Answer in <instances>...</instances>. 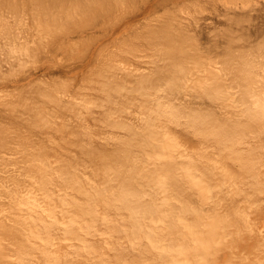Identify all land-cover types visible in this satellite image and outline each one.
Segmentation results:
<instances>
[{
    "label": "bare ground",
    "instance_id": "obj_1",
    "mask_svg": "<svg viewBox=\"0 0 264 264\" xmlns=\"http://www.w3.org/2000/svg\"><path fill=\"white\" fill-rule=\"evenodd\" d=\"M119 1L123 3V0H29V2H31L29 3V6H31L32 4V6L34 7L31 8V11L34 12L33 17L36 16L39 20L38 23L40 24L39 29H37L40 33V36L37 37L38 36L37 34H39L37 31H36L37 33L36 32L31 33V35L36 34L35 37L36 39L34 40L32 39L33 41L30 43L31 40L29 39L28 36L30 35L29 33L31 31H25L27 27L23 26L21 27L22 31L21 30L19 31L21 33H24L23 31H25V35L19 33L17 36L18 31H16L17 33L14 32L17 25L19 24L18 22L20 17L18 16L21 15V17H23L22 19L28 17V15L30 14L29 13L30 7L24 5V3L26 2H23L22 0L23 5L29 8V9L26 8L29 10L28 11L29 14L24 12V10H26L25 7L23 8L24 10L21 9V11H23L26 14V16H22L24 13L21 14V12L19 11V7L21 6L20 8H22V3L20 2V0H11V1L7 0V2L6 0L5 2L4 0H0L1 12L3 13L5 11L7 12L9 11V13L7 12L5 13H7V15L9 14L8 15L9 20L10 21L12 20L15 25L14 26L12 23L8 24L10 21L5 22V18L8 19V17L6 16L5 13H3L5 16L4 15L2 16V13L0 12L1 13L0 16H2V18L0 17V74L1 75L6 74L5 71H7L9 67V70L7 72H11V74L13 73L15 75L20 67L18 66V64L20 65L22 63L23 65L24 63L25 66V63L27 61L30 62L29 60H31L32 62L33 59L35 61V57L36 56H37L36 58L39 57L38 55H40L39 54L40 51L50 52L47 50L52 44L56 43V39L59 37L58 34H61L60 38L62 37L67 38L69 36L68 32L70 31V29L64 33L65 31V29L63 28L64 24L67 25L65 22L67 21L68 23L69 21L75 22V23L71 22L73 25L75 24L74 26H77L74 28H78L79 26L82 27V25L85 26L83 22H86L88 19L92 20V22L93 21L96 22L95 20L98 18L97 15L102 16V13L105 14L108 10L110 12H113L120 3ZM129 1L133 3L132 1L134 0L132 1L128 0V4L130 3ZM161 1L162 0H155V1L149 0L147 3L144 4V9L146 11H149L154 8V5L156 3L158 4V2L160 3ZM135 2L136 0L134 1V3ZM122 3H121V7H122ZM124 3L127 4V2ZM3 5L4 7H6L5 5H7L6 8L8 9H3L4 8ZM114 5L116 8L114 7L113 11L110 10L111 7H113ZM1 7L3 8L1 9ZM229 9L232 10L231 13L233 14H235L237 11L236 6H231L229 7ZM10 12L11 14H13L14 18L10 17L12 16L10 15ZM18 12L20 13V15ZM96 13L99 14L96 15ZM224 14L226 15L225 18L227 19V17H229V20L231 21L232 20L237 21L236 19H238L237 15L230 16L229 14H227V12H225ZM126 16L128 15H125L124 17ZM160 16L162 17L164 15L162 14ZM160 16L158 17V19H161ZM175 16L173 14L170 15V17L173 19ZM233 16L234 18L236 17V19H234ZM165 18L164 21L162 20L163 22H166L169 16H165ZM75 19L78 20L74 21ZM171 20L172 19H170V21ZM27 21H25V23ZM30 21L27 23H30ZM177 21L179 22V20ZM195 21L194 23L197 24V22ZM156 22H159L161 28H159L157 26L158 24L156 23L155 25L158 28L153 26L154 23H152L151 26L155 27L157 30L156 29L154 30L153 27L150 30L151 26L149 25L150 28L149 27L146 28L147 30L144 33V34L150 33L148 31H151V33L148 34L151 36V40H149L150 36L146 38L145 37L146 35L141 36L142 39L144 37L143 41L141 40L140 37H139L140 40L138 38L137 39L139 41H142L141 44H144L145 42L147 43L148 41H151L152 43L153 41L152 44L154 45L152 44L150 45L151 47L154 46L156 50L155 49L152 50L153 48L150 49L151 47L149 48L150 45H148L149 48L148 51L152 50L158 53V56L160 58L158 57L157 61L160 60L161 63L156 64L157 61H155L153 57L156 58L157 56L155 55L157 54H152L154 52L150 53L151 52L150 51L149 53L151 54V57L152 55H154L152 57L153 60H151L153 61L151 63L153 64L152 67L151 68L149 67V69H146L145 67L144 70L146 72H143V70H141V73H139L140 70L138 69H140L142 65L140 68L138 67L137 69L134 67L132 71L135 70V74H137V78L135 75H134L135 77L131 76V78L129 75H128L129 77H126L128 79L130 78V80L135 78L138 79V80L135 79L136 81L135 84L134 82L132 83V81H129V83L131 82L132 84H134L135 88L132 86L134 89L137 90L138 88V91H140L139 94L138 91L136 90L134 91V89L130 85L131 89H133L132 91L135 92L133 94L138 93L139 95L141 94L145 95V93L147 94L150 93V95L148 94V97H146L145 99L147 100V98L149 99L150 97L151 100V95L152 97L153 95H155L154 97L156 98L155 101L153 100L152 103H151L152 100L147 102L146 100H143L144 96L141 97L142 96L141 95L140 97L142 98V101H146L145 103H147L146 104L147 106H145L142 103L144 107L147 108L144 107L142 109L140 108L142 110L141 111L140 109H138V107H141L140 106L141 102L138 101L139 96L136 95L137 96L136 98L138 99H136V102L135 100L133 102H135L137 108L135 107V105H133V102H130L129 104L130 105L132 104L131 105L132 111L128 113L126 109L128 110L129 108H131L128 105V100L133 95L129 86L128 87L125 86V89H123L124 87L123 81L128 73L129 74L131 73V75H133L134 72L128 71L127 68H124L127 70V73L121 70L119 72L120 75H118L117 77V74H119L117 72L120 69H122V67H120V69L118 68L119 70L117 69L116 64L115 66L111 67V68L116 67L117 72H115L116 71L115 68L112 69L113 71L110 70L107 71L106 69H111V68H108V66L104 67L109 63L110 60L113 61L112 57L118 55L123 50L125 51L126 43L127 45L129 44V46H127V49L130 48V45H132V48L136 50V48H134L136 47V44H134L135 46L133 47L134 42L132 44H130L131 41L126 42L127 40L126 39L127 37L125 36L126 34L123 35L124 37H126L125 38L126 40L122 41V44L124 43L125 45L118 46V49L119 48L121 49L122 47L124 49H122V51H119V53L116 52V54L112 56L110 60L106 62L105 65L101 66L105 68L107 73H109L108 74L109 76L111 73L112 74L116 73L113 74L114 78L112 77L111 80V77H106L107 76L105 75L107 74L106 71H104L103 74L104 77H101L102 73L101 74L99 73L100 71H103L102 70L103 68L98 67V70L99 68L100 70L99 72H97L98 74L97 73L96 74L101 76L100 77L96 76L95 77L96 80H93L95 76L94 72L95 70L97 71V67H95L96 69H94L93 72L94 76H92V80L95 81V83L93 82L94 85L97 84L96 81H98V84L101 82L100 90L95 89L94 91H99V92L101 91L102 95L101 97L98 96V98H97V94L100 95V93L96 92V94H92V95H94V97H96L97 99H100V101L101 98L103 100L101 102L97 100L98 101V104L96 102L97 105L91 102V101L95 102L96 100H91V101L88 100L90 99L89 98L90 96L93 99H95L91 95V91H93L92 89H94L90 87L92 81H90L89 84L90 88L87 86L89 89L85 87V90L87 89L88 91L87 90L86 91L89 92L90 95L89 93L86 92L88 95L84 93L85 94L84 98L83 99L80 98L83 101L84 99L85 101L88 100L85 103L90 102V104L92 103L93 107L95 106V109L99 107V112L101 111L100 114L98 115V116L101 115L100 117L96 115V117H98L100 121L97 118H95V112H93L94 117H92L93 115L89 116L91 117V119L93 118V120L94 119L98 120V121L96 120L97 123L95 120L94 121L91 120L90 124L94 122L92 127H94L95 123H96L95 128H97V126L101 127L100 122L101 121L103 122L104 118L106 120V122H103L104 128L107 127L105 123L111 126V128L108 127L107 130L110 128L109 130L111 131L114 129V127H116V130L115 129L113 130V132L114 131L116 132L115 133L116 135L114 134L115 137L114 135L111 136L112 137L111 139H113V137L115 138V142H113L114 140L112 141L115 144L110 143L111 145H109V142H107L108 140H111L110 136L108 135L113 134V132L110 134V132H108L109 130L105 131L102 128H100L102 129L100 133L102 131H103L102 133L108 132L109 133V134L107 133L108 135L106 133L104 134L107 135V137L106 136L105 137L108 140L107 139L104 140L105 137L104 135H102V133L101 134L95 133L94 131L96 130L92 131V133L94 132L95 134L99 135L98 139L100 141L103 139L101 141V144L103 141L104 142L106 141L105 143L103 142V144L101 145L99 143L100 141L96 140L94 142H98V143L93 144V140H92L93 138L90 139L87 138V140L85 139L84 141L90 140L92 142L84 143L83 136L86 135L84 133L87 131L86 133H88L89 135L88 131H90V129L88 130L89 127L87 128L86 123L84 122L86 119L84 120V117L83 119H81V116L79 117V115H81L80 113L82 109H79V111H77L78 109L77 110L75 109L80 107L77 106V103L79 102L75 101L72 98H70V100L72 99L71 100L72 103H74L73 102L74 100L75 101L74 104L77 107L74 106V104H72L70 100H68L69 102H67L65 99L66 101L65 103L66 104L68 103L66 105V108L68 109V106L72 107V105L74 108L71 110L72 112H70L69 114L71 113L73 114L74 113L73 110H75V113L76 112H80V113H77V115L74 114V116L76 115V117L74 118L73 115L71 117V115H68L67 112L66 115L67 118L66 117L65 118L66 120L71 121V123L74 119L77 118L81 119L80 123L77 120L76 122L74 120L75 122L74 124L76 125V123H78L79 125L77 124L75 128L74 127L71 128L74 129L72 130V132L74 131V134L77 133L76 136L78 137V139L77 138L75 139V136H72L73 133L70 131L71 129H68L66 127L67 126L66 122L64 125L66 128L63 129L64 126H62V124H64L63 122L65 121L64 120L65 118L62 119L61 124L60 123L57 124V121L55 120L56 123L54 124H57L58 126L55 125L56 128L53 129L54 125L53 126L51 125L53 121L50 118L51 117L50 115L52 114H49L50 116L49 117L48 115L43 114L42 111H47L46 109L49 107L48 105H52L53 107L54 104L56 106L59 105V107L61 108L60 105H62L64 99L62 98V95H60L61 96L60 98L63 99L60 100V98L58 97L59 95L56 96L55 94L58 93L59 91H56L54 93L55 95H53L54 92L53 89L51 90L50 88H48L50 89L49 92L47 86L43 88L44 85L40 84L42 80L40 82L38 81L39 82L38 84L41 85V88L38 87L36 83L35 85L38 88H36L35 86H31V87L33 89L36 88V90L40 88L41 91L42 89H44L43 90L44 95L43 92L40 93L38 92L40 91V89L38 91L31 89V91L27 92V90L31 88L30 87L31 84L27 86L29 87L28 89L23 88L24 86L20 87L21 89L22 88L23 89L22 90L19 89V91L20 90L23 91L25 89L24 90L25 92L23 91L24 94L22 96H20V94H22L23 92H19L20 94L17 93L19 95L18 97H20L19 100L22 99L20 102L23 103L21 104L19 102L22 108L18 106L19 105V103L17 102L19 101L17 100L18 98L17 99L14 98L17 100L15 101L18 103V105L17 103L16 105H14L15 103H13V105L11 106H18L19 108H21L22 111L16 110L17 108L15 107L16 108L15 111L16 112L19 111V112L17 113L14 112L13 113L14 115L12 114L13 116L10 117V119H12L11 121L18 119L17 117H15V114H17L18 116L20 112L21 114L19 115H22V117H25V115L23 116V114L26 113L27 119L18 116L20 117V120L19 119L18 120L22 121L21 118L23 120L25 119L24 120L25 123L27 122L28 125L32 126V127L26 126V128L33 129V126L39 122H41V124L44 126L46 123L48 124L47 122L48 120L51 121L50 125L52 126V130L51 131L48 130V132L50 133H48L46 130V128H49V126L48 127L47 125L46 127L44 126L45 131L48 133L47 139L49 140L51 136L53 137V135H49V134H53L52 131L57 129L58 132H60L59 134L60 135L62 134L61 135L62 137L64 134V137H66V139H69L68 140L69 142L70 141H73V143L75 142L74 144L76 146H73L74 145L73 143H72L73 145L69 143L68 147L72 145L73 151L74 148L76 147V150L78 149L80 152L77 151L75 152L79 153L78 156L80 155V157H77V154L75 155V152H73L72 149H70V151L72 152L71 153L67 152L68 153L66 154L67 156L64 157L65 151H69L68 150L69 148L67 149V145L66 147H63L64 153L62 155L65 159L63 157H62L63 159L62 158L60 159L59 157L48 158V156L51 154L53 150L48 151L50 152L49 154H47L48 156L44 155L43 152L40 153L41 151L31 154L34 149L36 150L35 147L36 144L35 143L33 144L36 138L33 137L35 139L33 142L31 141L32 145H34L33 146L34 148L30 146L31 143L29 142L32 137L29 138L30 140L27 139L28 141L24 139L27 144L29 142V146L31 147V150L33 149L32 152H30V147L26 146L27 144L22 140L23 144L25 143L26 144L25 146L29 148L28 151L29 153L26 151L28 149H26L25 146H23V144L22 146L24 147V149L23 147L20 148L21 145L20 147L17 148L20 149V151L23 150L26 151V153L30 156V157L28 156L29 158L28 161L30 162L29 165L30 172L28 176H29V181L31 182V186L32 188H34V190L32 193L26 192L25 194L22 195L20 199L21 201L18 203V205L20 206L18 210L21 211L19 215L10 218L7 212L4 215V219L0 220V264H264V229L262 228L259 229L256 223L253 222V220H251V213L253 214V212H254V216L256 215V217L258 215L260 217L262 213L264 214L263 207H261L264 206V204L262 205L259 204V201L261 202L260 196L264 195V142L262 143V141L264 140V95H263L264 49L262 48V45L264 44L258 46L259 44H261V42L260 43L258 42L257 44L255 43L256 45L253 44L255 45L254 47L253 45L248 46V48L251 47L250 49L253 51H251L245 46L243 47V49H245L243 51L242 49H238L240 48L239 45L237 46L239 39L236 37V40H234L235 38L232 36L231 31H230L231 37H229L230 36L229 33L225 32L226 33L225 37L228 36L231 39H228V37H226L227 42H225L226 40L223 41V43L224 42L226 43V44L224 43V46L228 48L231 46L232 42L233 43L235 42L236 44H234V46L236 45L237 47L235 46L236 48L235 47L233 48L237 50L233 48L226 49L221 44L223 47L222 46L220 47L222 49L225 48L226 54H224L223 52L221 53L220 51L221 49L219 48L220 49L219 52L221 55L219 54L217 55L219 56L217 57V60L221 62V64L218 66L219 63H216L217 64L216 66L218 67L213 68V69H217L215 74L212 73L213 71L211 72H209V70L207 71L208 74H213L210 76V75H206L207 73L206 70L201 71V69L200 70L198 69V71H196V69L194 68L191 69L190 66L186 70L187 64H185V62L187 60H188L187 61L188 64L189 63L191 64L193 63V61L197 63L196 60L201 59L200 58L201 56L197 57L196 60L194 56L192 57V53L195 52L193 50H196L195 49L196 46H193L191 44L192 41L194 42L193 39L194 37H191L192 38L191 42H189L191 32L189 33L190 34L189 38H187L188 34L186 32H184L187 34L186 36L183 32L182 33L180 32L181 34L179 33L176 34V31L180 27L182 28V31L187 30L188 28L183 30L184 27H182V24L179 28L177 26L178 24L177 25L174 24L177 26L178 29L174 28V25L172 24L174 22L176 23V21L174 20L171 21L172 23H170L171 25H173L172 26L173 30L170 29L171 25H169V23L167 22L166 23L169 26H167L166 24L165 26H161L163 25L161 20L159 21L156 20ZM38 23L36 25H38ZM10 25L11 26L13 25L15 28L12 27L13 28L12 29ZM92 26L94 25H91V27ZM184 26L186 27V25ZM34 27L35 25H33L32 29H34ZM162 27L164 29H162ZM22 28L25 29L23 30ZM57 30H62L60 33L58 32L57 34L58 36L56 35ZM174 30L175 32H172ZM42 32L44 33L43 35H41ZM245 32H247V30ZM245 32L243 31V33ZM45 34L46 36H48L46 38L48 41H46V43L44 44L43 38L41 36H44ZM245 34L246 36L247 34L249 35L248 32ZM223 36L224 34H222L221 38H223ZM244 36H245L244 34L243 35L241 34L242 38ZM20 38L22 40H20ZM221 38H220L221 41L225 39V38L223 39ZM146 39L147 41H145ZM186 39L188 40V43L185 41ZM195 41L198 40L195 39ZM229 42L230 45H228ZM119 43L121 44V41H119ZM189 43L191 44L190 45L191 49L190 47L188 48L186 46ZM196 43L194 45L198 44ZM66 44H69V41H67ZM218 46L219 45H215L214 48L215 47L218 48ZM198 47L199 48H197V50L200 49V46ZM260 47L262 48L263 51H257V50H261L259 49ZM132 48H130L129 51L126 49L127 50L126 53L123 52L121 54L125 56V58H128L127 56L128 55L130 56V54L131 56L136 55L138 58V56L140 55L139 51H141L142 56L144 55L143 54L144 51L142 50L143 48L141 49V47H139L141 50H138V52H134V53L131 51L133 50ZM202 49L201 51H203ZM247 49L248 52H246ZM239 50L241 52H236ZM207 51L209 52L208 49ZM213 51L219 53L216 50V48ZM249 51H251L252 53H250ZM34 53L37 54L35 55ZM109 53L110 52H108V54ZM149 53L146 54L149 55ZM32 54L33 56H31ZM121 54H119L121 58L118 55L119 58L125 61L126 59H122ZM22 55L23 56L27 55L26 59L27 58L30 59L24 61L25 59L22 58L23 57ZM131 56L130 59L133 57ZM142 56L139 57V60H141L140 58H143ZM107 57H109V55ZM107 57H105V59ZM144 57L148 58L149 56H144ZM215 57L216 55L214 56V58ZM256 57L258 58L260 57L261 59L260 58L259 59L261 61H259V59H257ZM21 58L23 61H20ZM218 58H222V59L219 60ZM120 59L119 60L114 59L115 60L114 62L120 61L122 62L123 65L127 64L126 62L124 63V61H121ZM145 62L147 63V60ZM202 62L204 63V60H202ZM14 63L15 64L17 63L16 64V66H18L17 70H15L16 68L14 67L15 66ZM5 64H7L8 66L7 69L4 71L2 70V68ZM203 65H206V61L205 64ZM209 65H211V63ZM10 66L12 67L10 68ZM96 66L99 65L96 64ZM131 66L133 65L131 64ZM148 66H151L150 63ZM12 68L15 71H13ZM22 69L23 68H21V70ZM192 70L196 71L197 73L195 74L194 71ZM2 71L4 73H2ZM136 71L139 74L136 73ZM121 73L123 74L126 73V75H122ZM11 74H9V77ZM121 75L122 77L123 76L124 77L121 78ZM117 78L121 80L115 81L114 79ZM159 83H161L159 85L160 88L158 91L159 93L155 92L157 93V96L155 93L151 94L154 91L146 92L145 89H147L148 87H149L148 89L151 91L152 89L150 88L153 89L155 87L158 88ZM53 84L52 87L56 83L54 85ZM127 84L128 82L126 83V85ZM94 85H92V87ZM54 87H53L54 90H56L57 87L56 86ZM58 89L59 88H57V90ZM128 89L130 92L128 91ZM232 89L234 91H231ZM14 90H16V88ZM156 90L157 89L155 88V91ZM51 91L53 92L51 93ZM116 91L119 93L121 92L122 94L124 93L123 98H121V96H119L120 97L119 98L117 96L118 94L116 93ZM127 91L129 95H131L128 97V99L126 98L128 96V94L126 93ZM36 92L38 96L39 94L41 95V97L39 96L40 98L45 97L44 104L42 103L43 101L40 102V100H42L40 98H39L40 100L37 98L38 102L36 101L35 98L37 96V94H35ZM80 92L81 91H79V93ZM196 92L199 94H197ZM25 93L29 95L24 96ZM33 94H35L36 96H34ZM200 94L201 96H203L202 99L199 97ZM30 95H32L34 99L31 100ZM115 95L117 96L116 98L114 97ZM232 95H234L235 97H232ZM86 96H88L87 99L85 98ZM198 97L201 100L205 99L206 102L210 100L211 104L214 103L216 107L218 106V108L221 105L220 107L223 109L229 107V108H233V110L232 111L229 110V112L226 110L216 112L215 111L216 109L214 110L215 107H212L213 104L212 106L211 105L209 106L208 105L209 102L206 103L205 100H203L202 104L206 103L207 105L205 104L202 106V104L199 103L200 99ZM207 98L209 100H207ZM14 99L12 102H15ZM33 100H35L37 104ZM47 100L49 102H52V104L49 102L46 103ZM65 103L63 102L62 106H64ZM136 103H138L139 105H137ZM46 104L48 105L46 106ZM81 104L82 101H80L79 105ZM38 105L40 107L45 106V108L46 107L47 108L45 110L43 109L42 111H39L40 107H38ZM92 105L89 107H92ZM127 105L129 108H127ZM82 106L80 108H82ZM71 107L66 111H70ZM87 108L88 106L86 108L84 107L85 110H87ZM134 108L137 109L136 111L139 110L140 111V112L138 111L139 113L141 112L143 113L144 111H146L145 112L146 114L143 115V116L146 115L144 121H142L143 119H140L142 122V123L140 122L141 125H139L140 120L139 121L137 120V124H135L138 126H135L134 123L132 122L133 126L137 128H133L132 123L129 121L132 119L134 120V116L137 117L136 116L137 112L134 110ZM56 109L57 108H55V111H57ZM61 109H62L60 110L61 112L60 111L59 112L63 114L65 111L62 113L63 107ZM93 109L94 108H92V110ZM106 109H107L106 112L110 114L105 112ZM25 110L27 112L22 114V112H24ZM95 111H98V109ZM132 112L133 113L135 112V114H132ZM87 113L88 114L91 113L89 111V108L88 111L85 113V115ZM124 113L126 114L125 116L127 115L129 116V119L128 116L127 119L125 118ZM130 113L131 116L129 115ZM139 113L137 114L138 116L139 115L140 116L135 118L134 120L135 122L136 119L142 117V115ZM56 114H54V118ZM58 115L60 116V114ZM44 116L47 118L49 117L50 119L46 120ZM87 116L86 118L88 119L89 117ZM13 117H15V119ZM123 117L124 119H126V121L123 120ZM130 117L132 119H130ZM4 118H8V117L4 116ZM18 120L17 122H19ZM88 120H90V118ZM9 123L11 124V122ZM14 123H16V121ZM71 123L68 125L69 127ZM81 123L85 124L83 126L81 125L82 128L78 127L80 126ZM5 124H3V122L2 123L0 122V152L2 151L1 149L7 147L10 144L9 143L10 139L12 140L14 137L16 138V140H18V138L13 135H16V132L19 134V132L18 131L15 132L12 129H10L13 125L7 128L8 125ZM20 124L21 125L23 124V126L21 125L20 126L24 128L25 126L24 122L23 123L20 122ZM41 124H39V126L42 127ZM74 124L72 123L73 126ZM88 124L89 123H87V125ZM90 124L88 126H90ZM111 124L114 126L113 128ZM170 125L172 127L170 129L174 131L175 134L174 133L171 134L170 133L171 130L170 131H167L168 129L166 130V127L168 128L170 127ZM15 126L16 125H14V129ZM39 126L36 125L34 127H37L36 130H38L39 128L38 131L44 129L42 127V129L40 130L41 127ZM85 126H86L85 128L86 130H84L83 128ZM57 127H61V128L58 129ZM173 127L175 128V130H173L174 129ZM76 128H81L80 131L82 130V132L80 131L78 132L79 129L77 130ZM117 128L119 130H117ZM60 129L61 131H59ZM62 129L71 132L72 135L69 132L68 133L70 135L66 134L67 132L64 133ZM36 130H31V133H33L34 131V135H38ZM57 130L55 133L56 135L58 133ZM120 130L121 132L118 133L117 131ZM122 130L124 135H126L127 137L123 135ZM45 131H41L42 133L40 132L39 133L43 135ZM80 133L82 135V138L80 139L82 140H80L78 136V134L80 135ZM60 135H59L60 142L58 141V139L57 140L55 139L58 135L56 137L54 136L53 141L55 140L54 143L56 144L59 142L58 143L60 144L59 147H62L65 146V145L61 146V144L66 139L64 138V140L62 139L63 140L62 141ZM118 136L119 137L124 136V138L121 137L119 138ZM71 137H74V139ZM94 138H97V136H95ZM19 140H21V138ZM44 141H46V139ZM49 141L52 140L50 139ZM68 141H65L64 143L66 144ZM20 142L18 141L17 144H19ZM17 144H15V146ZM95 144H99V146ZM142 144L144 145V147L147 146L145 150L144 148L141 147ZM190 144H195V147L197 148L187 149ZM12 145H14V143ZM112 145L113 148L111 149ZM134 145H136L134 148H138L139 146L141 147V148L139 147L141 151L139 149L138 151L141 152L140 154L142 157H144L143 159L142 157L139 158L140 156L137 155L138 152L134 154L135 152L132 151V150L136 151V149L132 148V146ZM11 147L13 146H10L8 149H11ZM6 149L3 150L2 152L4 153ZM12 149H14V151ZM12 149L11 150L13 151V154H15L16 149L15 148ZM53 149H55L54 146ZM16 152L19 153V150H16ZM59 152H57V154ZM142 152H144V154ZM6 153L7 152H5V154ZM26 153L24 152L23 154L25 155ZM132 154H134L135 156ZM21 157L20 158L23 162H19L20 158L18 157V155L16 156V159H14V161L13 160H9V161H13L14 163L15 160L18 161L19 159L18 161L19 163L22 164L26 163L27 161H25V158L27 160V157L25 156L24 159H23V155ZM81 157L85 159L86 164L88 163L87 165L88 167H92L94 169L89 170L91 168H88L85 166V164H83L85 162L83 161L84 160L83 158L81 159ZM145 158L146 160H144ZM141 159L144 160L145 162H141L142 161ZM89 162H92L94 164V167L92 166L93 164H90ZM5 163L3 164V167H6ZM13 163L11 162V165H14ZM142 163L144 164V166H139L140 164L143 165ZM229 163L232 164V167H235V169L232 168L229 165ZM22 164L21 165L16 164V166L20 165L19 166L20 169L22 168L23 170L24 167H21L23 166ZM7 165L10 166V163ZM145 165L149 166V170L148 168H146ZM151 165H153L154 167L152 168ZM9 166H7V169L9 170V172H12L14 168L13 170L10 171V169L8 168ZM87 168L90 172L87 170ZM7 169H3V170L7 171ZM22 173L23 172L21 171L19 175L21 174L20 176H23ZM14 174L15 173H13L12 175ZM139 182H143L145 184L142 186L141 185L142 183L139 184ZM138 184L141 185L143 189L144 186L146 188L147 185L148 187L150 186V189L151 187L153 189L155 188V190L153 189L152 190L154 192L158 190L159 194H157L158 192L154 193L153 191H150V193L152 192L153 197H155L153 198L152 195H150L149 192L146 189H144L146 190L145 192H148V195H144L147 193L145 192L143 193L142 188H140L142 189L140 191L138 187L141 186H139ZM4 185L5 184H3V186ZM148 187L147 189L149 190ZM10 192L11 190L9 189V193ZM153 193L157 194L158 201H157V197L154 196ZM1 195L3 196V193ZM236 200L237 201L242 200L246 202V204L244 205L245 209L241 208V206L237 204L234 205ZM202 206L204 207L206 206V207L203 208ZM199 211L200 212L202 211L204 213L201 212L199 214ZM196 216H199L200 218L197 220L195 219ZM8 246L11 249L8 248ZM8 250L9 252L12 253L11 256ZM10 257L12 258L8 259ZM223 257H225L224 261L220 262Z\"/></svg>",
    "mask_w": 264,
    "mask_h": 264
},
{
    "label": "rangeland",
    "instance_id": "obj_2",
    "mask_svg": "<svg viewBox=\"0 0 264 264\" xmlns=\"http://www.w3.org/2000/svg\"><path fill=\"white\" fill-rule=\"evenodd\" d=\"M11 1V0H10ZM132 1V0H131ZM135 1V0H134ZM134 1H132L133 3H131L130 1V3L128 4V0H123V3L122 2H120L119 4H118V6H117V8L115 7V5L113 6V7H111V9L110 10H112L113 11V8L115 7L116 9L113 11V12H110L109 10V12L107 13L106 11V13L105 14H103L102 13V16H99V15H97V14H99V13H96V15H97V19L95 20L96 22H94V24H93V22H92V20H87L86 22H83L84 24H85V26H83L82 25V27L81 26H79L78 28H74V27H77V26H74L71 22H73V21H69V23H68V21L67 22H65L67 25H65L64 24V27H63V25H62V27L65 29V31H64V33L66 32V31H68L69 29H70V31L68 32V34H69V36L67 37V38H64V37H62V38H60V35L61 34H58V32L60 33L62 30H57V33H56V35L58 34L59 35V37L56 39V43H54V44H52L49 48H48V50L47 51H50V52H39V54L40 55H38L39 57L38 58H36L35 56V61H34V59H33V61L31 62V60H29L30 62H28L27 61V59H30V58H27L26 59V56L27 55H24L25 56V58H24V56L22 57L23 59H25L24 61H27L26 63H25V66H24V63H23V65H22V63L19 65L18 64V66H20L19 67V70H18V72H16V74L14 75L13 73L11 74V72H7L8 70H9V67H8V70L7 71H5L6 69H7V64H5L4 66H3V68H2V70H4L5 72H6V74H0V122L2 123L3 122V124H7L8 126H7V128H9V127H11V125H13L10 129H12L13 131H18L19 132V134H21V135H19L17 132H16V135H13V136H16L17 138H18V140H16V138H14L13 136V139L11 140L10 139V141H9V145L10 146H13V147H11V149L12 148H15L16 150H19V153L18 152H16V150H15V154H13V151H14V149H8L10 146L8 145H6L7 147H5V148H3V149H1L2 151L3 150H5L6 148L8 149V151H7V149H6V151H4V153L1 151L0 152V155H1V157H0V192H2L3 193V196L1 195L2 193H0V220H3L4 219V215H5V213H7L8 212V215L10 216V218H13V217H16L17 215H19V213L21 212L20 210H18L19 209V205H18V203L21 201L20 199H21V197H22V195L23 194H25L26 192H28V193H32L33 192V190H34V188H32V186H31V182L29 181V165H30V162L28 161V154L26 153V151L28 152L29 151V148L28 147H33L34 145H32V143H31V141L33 142L34 141V139H35V141L33 142V144L35 143L36 145H35V147H36V150L34 149H32L33 150V152H32V150H31V147H30V152H32L31 154H33V153H36V152H39V151H41L40 153H42L43 152V154L44 155H47V154H49L50 152H48V151H52L51 152V154L48 156V158H54V157H59L60 159L63 157V153H64V149H63V147H66V145H67V149L69 150V151H65V153H64V157H66L67 155L66 154H68V153H71L72 151H73V147H72V145L75 143H73V141H68L69 139H66V137H64V134H63V137L59 134L60 132H58V130L57 129H55L54 131H52L53 132V134H49V135H53V137L51 136H49L50 138H49V140L51 139L52 141H49L48 139H47V137H48V133H50V132H48V130L49 131H51L52 130V126H53V129L54 128H56V126L55 125H57V124H61V122H62V119H64L65 117L67 118V112H68V115H71V117H72V115L74 116V114H76L77 115V113H80V112H76L75 113V110H73V114L71 113V114H69L70 112H72L71 110L72 109H74L73 108V105H72V107L71 106H68V109L71 107V109H70V111H66V110H68L67 108H66V105L68 104H66L65 102L67 101V102H69L68 100H70V98H72V99H74L75 101H77V102H79V103H77V106H82V105H84V104H86V105H84V106H82V108H75L77 111H79V109H82L81 110V115H79V117L81 116V119H83V117H84V122L86 123V126H87V128H88V130L90 129V131H91V133H90V131H88L89 132V135H88V133H84V134H86V135H84L83 133V135L86 137H84L83 136V141L86 139L87 140V138L88 139H90V138H93L92 140H93V144L94 143H98V142H94V141H96V140H99L98 138H99V135H97L98 133H100V131L103 129V130H107V128L108 127H110L111 128V126H109V124H107V123H105L106 125H107V127H105L104 128V123L103 122H106V120H105V118H104V121L101 123L100 122V124H101V127H99V126H97V128H95V126H96V123H97V121L99 120V118L98 117H100V116H98L99 114H100V112H99V107H97L96 109H95V106L93 107V105H92V103L90 104V102H88V103H85V102H87L88 100H96L95 102L94 101H91V102H93V103H95V105H97L98 104V101H100V99H97L98 98V96H100L101 97V91L99 92V91H94L95 89L96 90H100V83L98 84V81H96V83L97 84H95L94 85V83H95V81H93V80H96L95 79V77L96 76H101V75H97L98 73L97 72H99V70H100V68H103L102 70L103 71H100V73L99 74H101L102 73V76L101 77H104V71H108V70H110V71H113L112 69L113 68H115V72H117V69L119 68L120 69V67H122V69H118L119 71L117 72V73H119L121 70L123 71V72H126L127 73V70L126 69H124V68H127L128 69V71H132V69H134V67L137 69L138 67L140 68L141 67V65H142V69L140 68V69H138V70H140V72L139 73H141V70H143V72H146L144 69H145V67H146V69H149V67L151 68L152 67V65L153 64H151L153 61H151V60H155V61H157V58L159 57L158 56V53H156L155 51H152V50H154L155 48H154V46L153 47H151V45L150 44H152L153 43V41H152V43H151V41H148L147 43H149V44H147L145 41H147V39L143 42L144 44H141L142 43V41L144 40V37H143V39L141 38V36H145L146 38L147 37H149L150 35H148V34H150L151 33V31H148V32H150V33H146V34H144L145 32H146V28H150V26L152 25V23H154V25L153 26H155V27H159V28H161L160 27V25H159V22H156V20H161V22H162V24L163 25H161V26H165V24L167 25V26H169V25H171L170 23H172L171 21H176V23L174 22V23H172L173 25L174 24H178L177 26H178V28L181 26V24H182V27H184L183 28V30L184 29H186V28H188L187 30H184V31H182V28H181V31H180V28L178 29L177 28V26L176 25H174V28H177V29H175V30H177L176 31V34L177 33H179V34H181L182 32L184 33V32H186V33H184L185 34V36L187 35V38H189V35L191 34V36H190V41L189 42H191V37H194L193 39H194V42L192 41L191 42V44L193 45V46H196V50H193V51H195V52H193L192 53V57L194 56V58H195V60L197 59V57H200L201 59H197L196 61H197V63L195 62V61H193V63H189L188 64V60L185 62V64H187V68H186V70L189 68V66H190V68L192 69V68H194V69H196V71H198V69L200 70L201 69V71H204V70H206V72L209 70V72H211V71H213L212 73L213 74H215V72H216V70L217 69H213V68H217L220 64H221V62H219L218 60H217V57H219V56H217L218 54L219 55H221L220 54V52H219V50L221 51V53L223 52L224 54H226L225 52H226V50H225V48L226 49H228V48H233V47H235L234 46V44H236L235 42L232 44L231 43V46L230 47H225L224 46V43L225 42H227V38L226 37H228V36H226L225 37V35H226V33H229L230 34V31H231V34H232V36L235 38L234 40H236V37L239 39V41H238V43H237V46L239 45V47L240 48H238V49H242L243 51L245 50V49H243V47H247L248 48V46H252L253 44H257L258 42L260 43L261 42V44H259L258 46H260V45H262V44H264V0H162L160 3L158 2V4L156 5H154V8L153 9H151V10H149V11H146L145 9H144V4L145 3H147L149 0H136V2L134 3ZM155 1V0H154ZM198 1V2H197ZM4 2H5V0H4ZM6 2H7V0H6ZM20 2L22 3V8H20L19 7V11L21 12V14H23L24 12L25 13H28V7L27 6H29V3H31V2H29V0L28 1H26V0H23V2H26V3H24V5H27L26 7L23 5V2H22V0H20ZM28 2V3H27ZM124 2H127V4L126 3H124ZM163 2V3H162ZM121 3H122V7H121ZM4 4H6V3H4ZM114 4V3H113ZM116 4V3H115ZM161 4V5H160ZM20 5V4H19ZM133 5V6H132ZM6 7H7V5H5ZM120 6V7H119ZM231 7V6H236L237 7V11H236V13L235 14H233V13H231V9H229V7ZM3 7H4V5H3ZM3 7H1V9L3 8ZM6 7H4L3 9H8V8H6ZM25 7V9L26 8H28V9H26V10H24L23 8ZM30 7V11H29V15H28V17H30V18H28V17H26V18H24V19H22L23 17H21V15H20V13H19V15L20 16H18V17H20V19H19V26L17 25V27H16V29L14 30V32H16V31H18V33H17V36H18V34L19 33H21V32H19L20 30H21V27H27V29H25V28H22L23 30L25 29V31H31L29 34L31 35V33H33V32H38L39 33V31L37 30V29H39V23H38V18L35 16V17H33V14H34V12L33 11H31V8H34L33 6H32V4H31V6H29ZM122 8V9H121ZM123 8H125V9H123ZM21 9L22 10H24V12L23 11H21ZM34 10V9H33ZM101 11V10H100ZM0 12H1V10H0ZM5 12H7V11H5ZM5 12H3V13H5ZM33 12V13H32ZM102 12V11H101ZM158 12V13H157ZM225 12H227V14H229L230 16L231 15H237V17H238V19H236V17L234 18V16H233V18L234 19H236L237 21H234V20H229V17H227V19L225 18L226 17V15L224 14ZM2 13V12H1ZM1 13H0V15H1ZM2 13V16L4 15ZM7 13H9V11L7 12ZM7 13H5L6 14V16L8 17V19L7 18H5V22L7 21H10L9 20V14L7 15ZM17 13V12H16ZM23 14L22 16H26V14ZM31 13H32V15H31ZM164 15V16H160V15ZM167 14V15H166ZM176 15L175 17H174V19L173 18H171V17H173V16H171L170 17V15ZM10 15H12V16H10V17H12V18H14L13 17V14H11V12H10ZM16 15V14H15ZM14 15V16H15ZM101 15V14H100ZM110 15V16H109ZM125 15H128V16H126V17H124ZM2 16H0L1 18H2ZM5 16V15H4ZM107 16V17H106ZM160 16V18L161 19H158V17ZM165 16H169V18L170 19H172L171 21H170V19L169 18H167L168 20H166V22L167 23H169V25L166 23V22H163L166 18H165ZM99 17H101V18H99ZM103 17V18H102ZM104 17H105V19H104ZM110 17H111V19H110ZM120 17V18H119ZM4 18V17H3ZM12 18H10V19H12ZM27 18H28V21H27ZM32 18V19H31ZM95 18V17H94ZM156 18V19H155ZM165 18V19H164ZM178 18V19H177ZM233 18H231V19H233ZM17 19V20H18ZM22 19V20H21ZM113 19V20H112ZM118 19V20H117ZM14 20V19H13ZM15 20H16V18H15ZM14 20V21H15ZM32 21V23H31V21ZM78 19H75L74 21H77ZM116 20V21H115ZM163 20V21H162ZM177 20H179V22L177 21ZM196 20V21H195ZM12 21V20H11ZM9 22L8 24H13L14 25V23H13V21L12 22ZM21 21H22V24H21ZM25 21H27V22H29L30 21V23L32 24H30V23H25ZM90 21V22H89ZM104 21H105V23H104ZM109 21H110V23H109ZM119 21V22H118ZM168 21H170V22H168ZM194 21L195 22H197V24L196 23H194ZM231 21V22H230ZM234 21V22H233ZM91 22H92V24H91ZM118 22V23H117ZM160 22V23H161ZM35 23V24H34ZM38 23V25H36ZM73 23H75V22H73ZM88 23V24H87ZM107 23V24H106ZM155 23L156 24H158L157 26L155 25ZM21 24V25H20ZM24 24H26V25H24ZM200 24V25H199ZM203 24V25H202ZM11 26V28L13 27V28H15L14 26ZM33 25H35V27H34V29H32L33 28ZM88 25V26H87ZM91 25H94V26H92L91 27ZM150 25V26H149ZM173 25H171V30H173V28H172V26ZM184 25H186V27L184 26ZM42 26V25H41ZM41 26H40V28H41ZM153 26H151V28H150V30L152 29V27ZM166 26V27H167ZM196 26V27H195ZM19 27H20V29H19ZM68 27V28H67ZM71 27V28H70ZM139 27V28H138ZM155 27H153V29L155 30L156 28ZM157 27V28H158ZM12 28V29H13ZM19 30H18V29ZM88 28V29H87ZM205 28V29H204ZM63 29V30H64ZM162 29H164L163 27H162ZM169 29V28H168ZM229 29V30H228ZM72 30V31H71ZM143 30H145V31H143ZM149 30V29H148ZM153 30V31H154ZM157 30V29H156ZM160 30V29H159ZM175 30L174 31H172V32H175ZM247 30V32L249 33V35L247 34V36H249V37H247L246 36V34L245 33H247V32H245ZM22 31V30H21ZM25 31H23L24 33H21V34H23V35H25ZM200 31V32H199ZM207 31H208V33H207ZM243 31L245 32V33H243ZM36 32V33H37ZM143 33V35H142V33ZM181 32V33H180ZM191 32V33H190ZM226 32V33H225ZM190 33V34H189ZM199 33V34H198ZM20 34V35H21ZM26 34H27V32H26ZM44 33L42 32V34L41 35H43ZM126 34V35H125ZM128 34V35H127ZM139 34V35H138ZM141 34V35H140ZM216 34H217V36H216ZM222 34H224V36H223V38H225V39H223V38H221V36H222ZM228 34V35H229ZM231 34H230V36L229 37H231ZM241 34L243 35H245L243 38L241 37ZM19 35V36H20ZM28 36L29 37V39L31 40L30 41V43L34 40V39H36L35 37H36V34L35 35H31V36ZM38 36L37 37H39L40 36V33L39 34H37ZM57 35V36H58ZM123 35H125L126 37H124ZM148 35V36H147ZM183 35V34H182ZM193 35V36H192ZM92 36V37H91ZM123 36V37H122ZM184 36V35H183ZM184 36V37H185ZM197 36V37H196ZM215 36V37H214ZM21 37V36H20ZM26 37H27V35H26ZM42 38H43V43L45 44L46 43V41H48L46 38L48 37V36H46V34L44 35V36H41ZM141 38V40L142 41H139L140 40V38ZM206 37V38H205ZM212 39H211V38ZM228 37V39H231V38H229ZM233 37H232V40H233ZM23 38H25V37H23ZM122 38V39H121ZM127 40H126V39ZM139 40H138V39ZM186 38V37H185ZM220 38L221 39H223L222 41L220 40ZM246 38V39H245ZM28 39V38H27ZM28 39V40H29ZM33 39V40H32ZM49 39V38H48ZM195 39L196 40H198V41H195ZM20 40H22L21 38H20ZM123 40H126V42H130V44H132L133 42V47L135 46L134 44H136V47H134V48H136V50L135 49H133L132 48V45H130V48H132L133 50H131L133 53L134 52H138V50H141L142 48V50L144 51V55L142 56V52L141 51H139V53H140V55L138 56V58H137V56L136 55H134L135 56V58H136V60H135V58H134V56L132 57L131 56V54H130V56L132 57L131 59H130V56L128 55L127 57L128 58H125V56H123L121 53H123V52H125L126 53V51L128 50L129 51V49L130 48H128L127 49V46H129V44L127 45V43H126V45L123 43L122 44V41ZM137 40V41H136ZM149 40H151V36L149 37ZM214 41V42H211V41ZM226 40V41H225ZM244 40V41H243ZM246 40V41H245ZM67 41H69V44H66V42ZM119 41H121V44L119 43ZM187 43H188V40L186 39L185 40ZM219 41H220V43H219ZM223 41H225L224 43H223ZM93 42V43H92ZM135 42H137V43H135ZM198 44H197V43ZM186 43V44H187ZM197 44V45H194V44ZM215 43V44H214ZM190 43L188 44V45H186L188 48L190 47V45H191ZM207 44H209V45H207ZM225 47L224 49H222L220 46H222V45ZM226 44V43H225ZM228 44V43H227ZM255 44V45H256ZM124 46L125 45V51L123 50L122 51V49H124L123 47L120 49H118V46ZM141 45V46H140ZM143 45V46H142ZM145 45V46H144ZM148 45H150L149 46V48L150 49H152V50H149L148 51ZM152 45H154V44H152ZM202 45V46H201ZM215 45H219L218 46V48L217 47H215L216 48V50L219 52V53H217V52H215V51H213V50H215V48H214V46ZM228 45H230V42H229V44ZM255 45H253V47L255 46ZM141 47V49L139 48V47ZM198 46H200V49H198L197 50V48H199ZM211 46H213V47H211ZM222 46V47H223ZM236 46V47H237ZM44 47V46H43ZM146 47H147V49H146ZM207 47V48H206ZM211 47V48H210ZM235 47V48H236ZM253 47H252V49H253ZM81 48H82V50H81ZM87 48V49H86ZM115 48H116V50H115ZM203 48V49H202ZM213 48V49H212ZM220 48V49H219ZM235 48H233V49H235ZM251 48V47H250ZM250 48H248V49H250ZM258 48V47H257ZM262 48L264 49V45H262ZM262 48L260 47L259 49H261V50H257V51H263L262 50ZM89 49V50H88ZM113 49V50H112ZM127 49V50H126ZM190 49H191V47H190ZM193 49V48H192ZM201 49L203 50V51H201ZM206 49V50H205ZM207 49L209 50V52L207 51ZM248 49H247V51L246 52H248ZM88 50V51H87ZM156 50V49H155ZM225 50V51H224ZM235 50H237V49H235ZM251 50V49H250ZM83 51H84V53H83ZM119 51H122L121 53H119ZM131 51H130V53H131ZM145 51H146V53H149L150 51V53H152V52H154V53H152V54H157V55H155V56H157L156 58L155 57H153L154 55H152V57H153V59H152V57H151V54L149 53V55L148 54H146L145 53ZM188 51H190V50H188ZM201 51V52H200ZM205 51V52H204ZM207 51V52H206ZM251 51H253V50H251ZM251 51H249L250 53H252ZM255 51V50H254ZM256 51V52H257ZM87 52V53H86ZM96 54H95V53ZM107 52V53H106ZM108 52H110L109 54H108ZM114 54H113V53ZM116 52H118L119 54H121L122 55V59H126L125 61L124 60H121L120 58H121V56H120V58H119V56L118 55H115L116 54ZM197 52V53H196ZM198 52H199V54H198ZM212 52H214V53H212ZM236 52H241L240 50L239 51H236ZM255 52V53H256ZM132 53V54H133ZM189 53H191V52H189ZM195 53V54H194ZM207 53V54H206ZM216 53V54H215ZM35 55L37 54V53H34ZM105 54H107V55H105ZM129 54V53H128ZM137 54V53H136ZM194 54V55H193ZM109 55V57H107ZM115 55V56H114ZM127 55V54H126ZM138 55V54H137ZM198 55V56H197ZM204 55V56H203ZM216 55V57L214 58V56ZM31 56H33V54L31 55ZM31 56H29V57H31ZM112 56H114V57H112ZM118 56V57H117ZM140 56H142L143 58H140L141 60H139V57ZM144 56H149L148 58H145ZM223 56V55H222ZM257 56V55H256ZM33 57V58H34ZM104 57V58H103ZM105 57H107L106 59H105ZM112 57V59H113V61H111L110 60V58ZM124 57V58H123ZM190 57H191V55H190ZM202 57H203V59H202ZM221 57V56H220ZM22 58H21V60L20 61H23L22 60ZM151 58V59H150ZM160 58V57H159ZM257 59H259L258 57H256ZM32 59V58H31ZM94 59V60H93ZM116 59H120L121 61H124V63L126 62L127 64H122V62H118V61H116V62H114ZM128 59V60H127ZM143 59V60H142ZM149 59H150V61H149ZM189 59V58H188ZM216 59V60H215ZM219 60L220 59H222V58H218ZM261 59V58H260ZM259 59V61H261ZM108 60H110L109 61V63L107 64V65H105L106 64V62H108ZM147 60V63L145 62ZM190 60H191V58H190ZM190 60H189V62H190ZM193 60V59H192ZM202 60H204V63L202 62ZM92 61V62H91ZM100 61V62H99ZM131 61V62H130ZM141 61V62H140ZM149 61V62H148ZM159 61V62H158ZM157 62H156V64H158V63H161V61L160 60H158ZM205 61H206V65H203V64H205ZM91 62V63H90ZM133 65V66H131V64ZM202 62V63H201ZM19 63V62H18ZM104 63V64H103ZM114 63V64H113ZM149 63H150V65L151 66H148L149 65ZM211 63V65H209ZM216 63H219L218 64V66H216L217 64ZM17 64V63H16ZM16 64L14 63V67L16 68H14L15 70H17L18 68V66H16ZM78 64H80V65H78ZM96 64L97 65H99V66H96ZM101 64V65H100ZM115 64H116V66H117V69H116V67H113V68H111L112 66H115ZM22 65V66H21ZM29 65V66H28ZM31 65V66H30ZM103 65H105L104 67H106V66H108V68H111V69H106L105 70V68L104 67H101V66H103ZM110 65V66H109ZM119 65V66H118ZM12 66H13V64H12ZM12 66H10V68L12 67ZM24 66V67H23ZM126 66V67H125ZM147 66H148V68H147ZM204 66V67H203ZM213 66V67H212ZM30 67V68H29ZM95 67H97V71L95 70V72H94V69H96ZM98 67H100L99 68V70H98ZM132 67V68H131ZM12 68V69H13ZM21 68H23L22 70H21ZM12 69H10V70H12ZM13 69V71H15ZM125 71H124V70ZM21 70V71H20ZM137 70V71H138ZM12 71V72H13ZM107 71H106V73H107ZM136 71V73H138ZM189 71V70H188ZM192 71H194V70H192ZM196 71H194V73L196 74L197 72ZM95 73V76H94V73ZM132 72H134V74L133 75H131V73L129 74H127V76H125V79H124V81H123V84H124V87H123V89H125V86H129L130 87V85H131V87L133 86L134 87V84H135V79L137 78V74H135V70H133ZM2 73H4L3 71H2ZM15 73V72H14ZM18 73V74H17ZM97 73V74H96ZM126 73L125 74H123V73H121L122 75H126ZM138 73V74H139ZM9 74H11L12 75V77H11V75H10V77H9ZM21 74V75H20ZM109 73H107V74H105V75H107L106 77H111V80H112V77L114 76L113 74H116V73H111L110 74V76L108 75ZM213 74H208V72L206 73V75H213ZM20 75V76H19ZM112 75V76H111ZM118 75H120V73L119 74H117V77H118ZM122 75H121V78H123L122 77ZM130 76V78H131V76L133 77L134 75L136 76V78L135 79H132V80H130V78L128 79V78H126V77H129ZM7 76H8V78H7ZM92 76H94V78H93V80H92ZM134 76V77H135ZM89 77H90V80H89ZM98 77V78H99ZM2 78H5V79H2ZM7 78V79H6ZM114 78V77H113ZM34 79V80H33ZM102 79V78H101ZM128 81H127V80ZM42 80V81H41ZM86 80V81H85ZM115 81L116 80H118V81H120L118 78L117 79H114ZM134 80V81H133ZM136 80H138V79H136ZM41 81V82H43V83H41L40 82V84H42V85H44L43 86V88H45V86H47V89L48 88H50L51 90L53 89V91H51V93L53 92V95H55L56 94V96H58L59 98L61 97L60 95H62V98L64 99V103H65V107L64 106H62L63 105V102H62V105H60L61 106V108L63 107V111H62V113L63 114H61L60 112V110H62L60 107H59V105H55L54 103V105H53V107H52V105H48L49 103H51L52 104V102H49L48 100L46 101V103L47 102H49L48 104H46V106L48 105L49 107L46 109L45 108V106H39L38 105V107H40L39 108V111H42L43 109L45 110H47V111H49V112H47V111H42L43 112V114H46V115H48L49 116V114H52V115H50L49 117L51 118V120L53 121V123H51V125H50V122L51 121H49L48 119H50L49 117L47 118V117H45L46 118V120H48L47 122H48V124L46 123L44 126L46 127V125H47V127L49 126V128H46V130H47V132L45 131V127L41 124V122H39V123H37V124H35L34 126H39V124H41L42 125V127L44 128V129H42V127L41 126H39V127H41L40 128V130L41 131H45V133L43 134V135H41L40 133H42L41 131H38L39 130V128H38V130H36V128L37 127H34L33 126V129L32 128H26V126H30V125H28L27 124V122L25 123V119H27L26 118V113L25 112H27L26 110L24 111V112H22V114L23 113H25V114H23V116L25 115V117H22V115H19V114H21V112L18 114V116H21L22 118H25L24 120L21 118V120L22 121H19L20 120V117H18L17 116V114H15V117H17L18 119H16V120H14V121H11L12 119H10V117H12L14 114V112L15 113H17V112H19V111H22L21 110V108H22V106H21V104L23 103H21L20 101L22 100V99H20L19 100V98L20 97H18L19 95L17 94V93H19V92H23V91H21L23 88H29V87H27L28 85H30V87L31 86H35L36 87V85H35V83L37 84V86L38 87H40L41 88V85L40 84H38L39 82ZM56 81V82H55ZM59 81V82H58ZM61 81V82H60ZM90 81H92V84H90ZM110 81V80H109ZM128 82V84L126 85V83ZM129 81H132V83L134 82V84H132L131 82V84L129 83ZM64 82V83H63ZM94 82V83H93ZM55 85H54V84ZM61 83V84H60ZM52 84L54 85V86H56L57 88H59L58 90H57V88H56V90H54V88L52 87ZM59 84V85H58ZM91 86H90V85ZM161 83H159L158 84V88L157 87H155L157 90L155 91V88L153 89V88H150V89H152V91L151 90H149L148 88V90L147 89H145L146 90V92L147 91H150V92H153V93H151V94H154L155 92H158L159 91V85H160ZM15 85H17V86H15ZM92 85H94L93 87H92ZM96 85H97V87H96ZM14 86V87H13ZM19 86V87H18ZM24 86V87H23ZM90 86L91 88H94V89H92L93 91H91V95L92 94H96V92H98V93H100V95L99 94H97V98L96 97H94V95H92L95 99H93L91 96L89 97L90 99H88V100H86L85 101V99H84V101L83 100H81L80 98H84V95L85 94H87V93H89V92H87L88 90L87 89H89L88 87ZM17 87H18V90H17ZM20 87H23L22 89L20 88ZM38 87H36V88H38ZM85 87L87 88L86 90H85ZM96 87V88H95ZM127 87H126V90H127ZM131 87H130V90H131V92H132V97H130L129 98V100H131V101H129L128 100V105L131 107V105L129 104L130 102H133L134 100H135V102H136V99H138V98H136L137 96H139V100L138 101H140L141 102V104H140V106L141 107H138V109H142L143 107H144V105L145 106H147L146 104L147 103H145L146 101L148 102V101H151V103L153 102V100L155 101V99L156 98H154L155 97V95H153V97H152V95H151V100H150V97H149V99L147 98V100L145 99L146 97H148V94L150 95V93H145V92H143V93H145V95L144 94H141V95H139L140 93V91H138V88H137V85H136V88H137V90L136 89H134L133 87V89H134V91L136 90V91H138V93L137 94H133V93H135L134 91H132L133 89H131ZM16 88V90H14ZM36 88L35 89H33L32 87L29 89V90H27V92L28 91H31V89L32 90H35V91H38V90H36ZM61 88V89H60ZM98 88V89H97ZM19 89H21L20 91H19ZM46 89V90H47ZM50 89H48L49 90V92H50ZM78 89V90H77ZM43 90L44 89H42V91H41V89H40V91H38L39 93L40 92H43ZM45 90V91H46ZM85 90V91H84ZM263 90V89H262ZM56 91H59L58 93H55ZM60 91H62V92H60ZM79 91H81L80 93H79ZM83 91V92H82ZM90 91V90H89ZM128 91H129V89H128ZM128 91L126 92L127 94H128V96L126 97L127 99H128V97L129 96H131V95H129V93H128ZM144 91V90H143ZM231 91H234L233 89L231 90ZM25 92V91H24ZM24 92L22 93V94H20V96H22L23 94H24ZM47 92V91H46ZM87 92V93H86ZM93 92V93H92ZM95 92V93H94ZM125 92V91H124ZM130 92V91H129ZM142 92V91H141ZM160 92H161V90H160ZM48 93V92H47ZM50 93V94H51ZM55 93V94H54ZM60 93V94H59ZM67 93V94H66ZM76 93V94H75ZM81 93H83V94H81ZM85 93V94H84ZM115 93V92H114ZM116 93L118 94L117 96L119 97V96H121V98H123V94L121 93H119V92H117L116 91ZM159 93V92H158ZM194 93H195V91H194ZM197 93V92H196ZM262 93H263V91H262ZM35 94H37V92L35 93ZM35 94H33L34 96H36ZM73 94V95H72ZM120 94V95H119ZM156 94V96H157V93H155ZM161 94V93H160ZM197 94H199V93H197ZM197 94H195V95H197ZM26 95H29V94H26L25 93V95L24 96H26ZM43 95H44V92H43ZM79 95V96H78ZM82 95V96H81ZM88 95V94H87ZM89 95H90V93H89ZM137 95V96H136ZM263 95H264V93H263ZM23 96V97H24ZM31 96V100L32 99H34L33 98V96L32 95H30ZM39 96L41 97V95L39 94ZM38 96V94H37V96L35 97L36 98V101L40 98ZM47 96V95H46ZM55 96V97H56ZM66 96V97H65ZM116 95L114 96L115 98L117 97ZM143 97L144 99L143 100H146V101H142V98L141 97ZM57 97V98H58ZM65 97V98H64ZM75 97V98H74ZM87 97L88 96H86L85 98L87 99ZM124 97V98H125ZM133 97H134V99H133ZM199 97L202 99V97L203 96H201V94L199 95ZM198 97V98H199ZM232 97H235L234 95H232ZM14 98H18L17 100H19V101H17L16 99H14ZM38 98V99H37ZM45 97H43V98H40V99H42V100H40V102L41 101H43L42 103L44 104L45 103V99H44ZM47 98V97H46ZM62 98H60V100H63ZM69 98V99H68ZM92 98V99H91ZM120 98V97H119ZM199 98V99H200ZM205 98V97H204ZM13 99H14V101L16 100L18 103H19V105H18V103L15 101V102H12L13 101ZM65 99H66V101H65ZM71 99V100H72ZM79 99H80V101H82V104L81 105H79L80 104V101H79ZM200 99V101L199 100H197V101H199V103L200 104H202V102H203V100H205V99H203V100H201ZM70 100V102L72 103V101ZM73 100V102L75 103V101ZM98 100V101H97ZM103 99L101 98V101H102ZM207 100H209L208 98H207ZM34 102H35V100H33ZM100 101V102H101ZM11 102V103H10ZM38 102V101H37ZM84 102V103H83ZM96 102H97V104H96ZM135 102H133V105H135ZM140 102H138V103H140ZM205 102H206V100H205ZM204 102V103H205ZM207 102H209L208 103V105L210 106H212V104H213V106L212 107H215L214 108V110L216 111V112H219V111H228L229 112V110L230 111H232L233 110V108H229V107H227V108H225V109H223V108H221L220 106H219V108H218V106L216 107V105L214 104V103H212L211 104V102H210V100L209 101H207ZM206 102V103H207ZM13 103H15L14 105H16V103H17V105L18 106H20L21 108H19L18 106H11V105H13ZM36 103V102H35ZM74 103H72V104H74ZM138 103H136L137 105H139ZM144 105H143V104ZM205 103V104H206ZM37 104V103H36ZM42 104V105H43ZM150 104V103H149ZM205 104H202V106L203 105H205ZM41 105V104H40ZM92 105V107H89V106H91ZM128 105H127V108H129L128 107ZM207 105V104H206ZM24 106V105H23ZM74 106H76L75 104H74ZM76 106V107H77ZM88 106V108H89V111L91 112V113H87L88 114V116H87V114L85 115V113L88 111V108H87V110H85L84 109V107L86 108ZM200 106V105H199ZM17 109H16V108ZM25 107V106H24ZM24 107H23V109H24ZM135 107H136V105H135ZM55 108H57L56 110L57 111H55ZM66 108V109H65ZM92 108H94L93 110H92ZM137 108V107H136ZM144 108H147V107H144ZM15 109L16 110H19V111H15ZM54 109V110H53ZM91 109V110H90ZM98 109V111H95V110H97ZM129 109H131V110H129ZM128 110L126 109V111H128V113L129 112H131L132 111V107L131 108H129ZM140 109V110H141ZM220 109V110H219ZM3 110V111H2ZM53 110V111H52ZM134 110L136 111L137 109H135L134 108ZM143 110H145V109H143ZM38 111V110H37ZM60 111V112H59ZM84 111H85V113H84ZM107 111V109L105 110V112ZM139 111V110H138ZM138 111H136L137 113H139ZM142 111V110H141ZM9 112V113H8ZM45 112V113H44ZM56 114L57 112V114L55 115V118H54V114ZM56 112V113H55ZM93 112H95V118H97V119H94L95 121H96V123H95V125H94V127H92L93 126V124H94V122L92 123V124H90V122H91V120H93V118L91 119V117H89V116H92L94 113ZM99 112V113H98ZM146 111H144L143 113L141 112V113H139V114H141L142 115V117H140L139 119H136V122L134 121L135 120V118H137V117H139L138 116V114L136 113V116L137 117H135L134 116V120L132 119L133 118V116H132V118L130 117V119H132V120H129L131 123L133 122L134 123V125L135 124H137V120L139 121L140 119H143L142 121H144V118H145V116H143L144 114H146L145 113ZM83 113V114H82ZM96 113H98V114H96ZM106 113H108V112H106ZM2 114H4V115H2ZM10 114V115H9ZM13 114V115H12ZM58 114H60V116L58 115ZM91 114V115H90ZM108 114H110V113H108ZM123 114V113H122ZM121 114V115H122ZM126 114H127V112H126ZM125 113H124V116L126 115ZM132 114H135V112L133 113L132 112ZM59 116V118H58V116ZM76 115L74 116V118L76 117ZM83 115V116H82ZM96 115L98 116V117H96ZM130 116H131V113L129 114ZM1 116H3V117H1ZM4 116L5 117H8V118H4ZM53 116V117H52ZM86 116L87 117H89L90 118V120H88L87 118H86ZM128 116V115H127ZM127 116H125V118L127 119ZM15 117H13L14 119H15ZM78 117V116H77ZM92 117H94V115L92 116ZM120 117V116H119ZM2 118V119H1ZM66 118L63 120L64 122V124H62V126H64L65 125V122H66V124H67V128L68 129H71V128H75L76 126H77V124L78 123H76V125L74 124L75 122H76V120L80 123V121H81V119L79 118H77V119H74L75 120V122H74V120L72 121V123L74 124V126L72 125V123H71V121H68V120H66ZM122 118V117H121ZM120 118V119H121ZM54 119V120H53ZM60 119V120H59ZM68 119H69V117H68ZM73 119V118H72ZM101 119V118H100ZM108 119V118H107ZM126 119H124V117H123V120H125L126 121ZM128 119H129V116H128ZM3 120V121H2ZM17 120L19 121V122H17ZM55 120L57 121V124H54V123H56L55 122ZM71 120V119H70ZM93 120V121H94ZM122 120V119H121ZM7 121V122H6ZM11 122V124L9 123V122ZM16 121V123H14ZM27 121V120H26ZM82 121V122H83ZM87 121V122H86ZM100 121V120H99ZM12 122H13V124H12ZM20 122L21 123H23L24 122V128H26V129H24L23 127H21V126H23V124L21 125L20 124ZM46 122V121H45ZM127 122H128V120H127ZM141 122V120L139 121V123ZM71 123V125H70V127L68 126L69 124ZM87 123H89L90 124V126H88L87 125ZM133 123H132V127L133 128H137V127H134L133 126ZM138 123V124H139ZM142 123V122H141ZM141 123L139 124V125H141ZM5 124V125H6ZM10 124V125H9ZM19 124V125H18ZM27 124V125H26ZM14 125H16L15 126V129H14ZM21 125V126H20ZM79 125V124H78ZM81 125L83 126V125H85L84 123H81L80 124V126H78V127H81ZM97 125H99V124H97ZM112 125V124H111ZM168 125V124H167ZM18 126V127H17ZM20 126V127H19ZM58 126V125H57ZM61 126V125H60ZM61 126V127H62ZM86 126L85 127H83L84 128V130H86L85 128H86ZM103 126V127H102ZM135 126H138V125H135ZM30 127H32V126H30ZM61 127H57L58 129L59 128H61ZM65 126L63 127V129H65L66 128ZM91 127V128H90ZM114 126L112 125V128H113ZM140 127V126H139ZM138 127V128H139ZM6 128V127H5ZM21 130H20V129ZM51 128V129H50ZM82 128V127H81ZM81 128H76L77 130H78V132L80 131V129ZM95 128V129H94ZM100 128H102V129H100ZM109 128V129H110ZM170 128H172L171 127V125H170V127H166V130L167 131H170L171 129ZM174 128V127H173ZM17 129V130H16ZM36 130L37 131V134L38 135H34V131H33V133H31V130ZM62 129V130H63ZM91 129H93V130H91ZM108 129V130H109ZM114 129L116 130V127H114ZM113 129V130H114ZM56 130H57V135L55 134L56 133ZM72 130H74V129H71L70 131L72 132ZM84 130H83V132H84ZM94 130H96V131H94ZM107 130V131H108ZM113 130H109L108 132H110V134L113 132ZM117 130H119L118 128H117ZM138 130V129H137ZM173 130H175V128L173 129ZM27 131H30V132H27ZM59 131H61V129L59 130ZM64 131V133H66V134H68V135H72V133H73V135L72 136H75V139L77 138L78 139V137L76 136V134H74V131L71 133V132H69V131H65V130H63ZM76 131V130H75ZM92 131H94L95 133H97V134H95L94 132L92 133ZM99 131V132H98ZM104 131V132H105ZM172 131V130H171ZM170 131V133L172 134V133H174V131H172L171 132ZM40 132V133H39ZM51 132V133H52ZM70 134H69V133ZM77 132V131H76ZM80 132H82V130L80 131ZM103 132V131H102ZM101 132V133H102ZM107 132V133H108ZM118 133L119 132H121V130L120 131H117ZM47 133V134H46ZM100 133V134H101ZM106 133V132H105ZM105 133H102V135H104ZM106 133V134H107ZM116 132L114 131L113 132V134H111V135H108V136H110V139L112 138L111 136H113L114 134H115ZM118 133H117V135H118ZM122 133H123V130H122ZM122 133H120V134H122ZM25 134V135H24ZM32 136H31V135ZM36 134V133H35ZM47 136H46V135ZM65 134V135H66ZM90 134H93V135H90ZM95 134V135H94ZM119 134V135H120ZM175 134V133H174ZM17 135H19V136H17ZM59 135L61 136V140L63 139L64 140V138L66 139L65 141H68L66 144L64 143H62L61 144V146L62 145H65V146H62V147H59V145L60 144H58L59 142H60V137H59ZM107 135H104V137L106 136L107 137ZM116 135V134H115ZM115 135H114V137H115ZM123 135H124V133H123ZM46 136V137H45ZM54 136L56 137L55 139L57 140L58 139V146H57V144L56 143H54V141H53V138H54ZM67 136V135H66ZM78 136H79V139L80 138H82V135H81V133H80V135L78 134ZM95 136H97V138H94ZM124 136H126V135H124ZM124 136H120L121 138H124ZM32 137V138H31ZM33 137H35V138H33ZM39 137H41V138H39ZM45 137V138H44ZM70 137V136H69ZM102 137V136H101ZM104 138V140H106L107 138ZM113 137V139H111V140H108L107 142H109V145H111L113 142H115V138ZM119 137V136H118ZM119 137V138H120ZM127 137V136H126ZM21 138V140H19ZM29 138H31V140L29 139ZM71 138H73L74 139V137H71ZM103 138V137H102ZM30 140L29 142L31 143L30 144V146H29V142H28V144L26 143V141L25 140ZM46 139V141H44ZM27 144H23V141ZM27 140V141H28ZM62 140V141H63ZM72 140V139H71ZM80 140H82V139H80ZM103 140V139H102ZM101 140V141H102ZM114 140V141H113ZM12 141V142H11ZM14 141V142H13ZM15 141H16V143H15ZM18 141L20 142V141H22V142H20L19 144H17L18 143ZM82 141V142H83ZM100 141V140H99ZM101 141L99 142L100 144H101ZM113 141V142H112ZM90 143V142H92V141H90V140H88V141H84V143ZM104 142V141H103ZM103 142H102V144H103ZM106 142V141H105ZM104 142V143H105ZM264 142V140L262 141V143ZM14 143V145H12ZM46 143V144H45ZM69 143H73L70 147H68V145H69ZM80 143V142H79ZM111 143V144H110ZM15 144H17V145H19V146H15ZM22 144H23V146H28V147H26L25 146V148L26 149H28V150H26V151H24L23 149H24V147L22 146ZM83 144V143H82ZM101 144V145H102ZM106 144H108V143H106ZM105 144V145H106ZM113 144H115V143H113ZM144 144V143H143ZM142 144V148H144V150H145V148H147V146L146 147H144V145ZM20 145H21V147H20ZM50 145V146H49ZM95 145H97V146H99V144H95ZM108 145V146H109ZM53 146L55 147V149H53ZM73 146H76L75 144L73 145ZM115 146V145H114ZM136 145H134V146H132V148L133 149H136V151H134V150H132L133 152H135L134 154H136L137 152V155H139L140 157L139 158H141L142 156H141V152H139L138 151V149H139V147L138 148H134ZM138 146V145H137ZM17 147H20V148H22L23 147V149H21V150H23L26 154L24 155L23 153V151H20V149H18ZM56 147H57V149H56ZM105 147H107V146H105ZM111 147V146H110ZM110 147H108V148H110ZM140 147V148H141ZM34 148V147H33ZM46 148H47V150H46ZM113 148V145H112V147H111V149ZM195 148H197V147H195V144H190L189 146H188V148L187 149H195ZM66 149V148H65ZM66 149V150H67ZM70 149H72V151H70ZM57 150V151H56ZM60 152H59V151ZM140 150V149H139ZM47 151V152H46ZM63 151V152H62ZM75 151H77V152H80L78 149L76 150V147L74 148V151L73 152H75ZM141 151V150H140ZM5 152H7L6 154H5ZM21 152V153H20ZM46 152V153H45ZM57 152H59L58 154H57ZM68 152V153H67ZM77 152H75V155L77 154V157H80V155L78 156V154L79 153H77ZM9 153H10V155H9ZM12 153V154H11ZM17 153V154H16ZM29 153V152H28ZM143 154H144V152H142ZM74 154V153H73ZM134 154H132V155H134ZM12 155V156H11ZM18 155V157L20 158L22 155H23V159H24V157L26 156L27 157V160H26V158H25V161H27L26 163H24V164H22V163H19V162H23L22 160H21V158H20V161H19V159H18V161L17 160H15V162L13 163V161H14V159H16V156ZM20 155V156H19ZM52 155V156H51ZM69 155H71V154H69ZM135 156V155H134ZM133 156V157H134ZM4 157V158H3ZM15 157V158H14ZM30 157V156H29ZM63 157V158H64ZM70 157V156H69ZM132 157V158H133ZM137 157V156H136ZM7 160H6V159ZM62 158V159H63ZM83 157H81V159H82ZM138 158V157H137ZM138 158V159H139ZM144 157H142V159H143ZM5 159V160H4ZM65 159V158H64ZM67 159V158H66ZM78 159H80V158H78ZM84 159V158H83ZM141 159V160H142ZM177 159H179V158H177ZM9 160H13V161H9ZM136 160V159H135ZM141 160H138V161H141ZM144 160H146V158L144 159ZM144 160H142L141 162H145ZM6 161H8V162H6ZM85 163H83V164H85V166L86 167H88L87 165H88V163L86 164V161H85V159L83 160ZM137 161V162H138ZM1 162H6L5 164H6V167H3V164L4 163H1ZM11 162L14 164V165H11ZM18 162V163H17ZM137 162H135V163H137ZM10 163V166L9 165H7V164H9ZM22 164L23 166H21V167H24V169L22 170V168L20 169V165H18V166H16V164ZM90 164H93L92 162H89ZM140 163V162H139ZM138 163V164H139ZM143 164V163H142ZM25 165V166H24ZM149 165V164H148ZM146 166V168H148V170H149V166ZM229 165L232 167V164H230L229 163ZM7 166H9L8 168L10 169V171L11 170H13V168H14V170L12 171V172H9V170L7 169ZM14 166V167H13ZM15 166H16V168H15ZM89 166H91V165H89ZM93 167H94V164L92 165ZM138 166V165H137ZM139 166H144V164L143 165H139ZM3 169H7V171L6 170H3ZM19 167V168H18ZM151 167L153 168L154 166L153 165H151ZM88 168H91V169H89V170H92V169H94V168H92V167H88ZM88 168H87V170H88ZM232 168H234L235 169V167H232ZM16 170V171H15ZM88 170V171H89ZM15 171V172H14ZM20 171V172H19ZM21 171L23 172L22 173V175L23 176H20L19 175V173H21ZM151 171V170H150ZM4 172V173H3ZM8 172V173H7ZM90 172V171H89ZM11 173V174H10ZM13 173H15L14 175H12ZM9 174V175H8ZM19 175V176H18ZM5 182V183H4ZM9 183H10V185H9ZM142 183V184H141ZM3 184H5L4 186L5 187H7V185H8V187L7 188H5L4 186H3ZM139 184H141L142 186L145 184V183H143V182H139ZM138 184V185H139ZM141 185H139V186H141ZM142 186L141 187H138L139 189L140 188H142ZM9 187H11V188H9ZM147 187H148V185L146 186V188H145V186H144V189H146L148 192H149V194L150 195H152V192L150 193V191H153V190H155V188L153 189L152 187H151V189H150V186L148 187L149 188V190L147 189ZM11 190V192L9 193V189ZM17 188H18V190H17ZM143 189V188H142ZM142 189H140V191L142 190ZM143 189V193L146 191V190H144ZM153 189V190H152ZM8 191V192H7ZM148 192H145V193H147V194H144V195H148ZM154 192V191H153ZM155 192H158L157 194H159V191L157 190V191H155ZM154 192V193H155ZM27 193V194H28ZM141 193V192H140ZM153 193V194H154ZM157 194H154V196H156L157 197ZM141 195V194H140ZM160 196H161V194H160ZM152 197H153V195H152ZM151 197V198H152ZM261 198V202L259 201V204H264V195H261L260 196ZM262 197H263V199H262ZM2 198V199H1ZM153 198H155V197H153ZM160 198V197H159ZM16 199V200H15ZM157 201H158V197H157ZM237 201V200H236ZM235 201V204L234 205H239V206H241V208H243V209H245V207H244V205L246 204V202H244V201H242V200H238L237 202ZM192 203V202H191ZM239 203V204H238ZM250 204V203H249ZM260 205V206H261ZM201 206V205H200ZM203 208H205L204 206H202ZM261 207H263V210H264V206H261ZM104 208V207H103ZM202 212V211H201ZM200 211H199V214L201 213ZM202 213H204V212H202ZM203 215V214H202ZM201 216V215H200ZM200 217L199 216H196L195 217V219H199ZM255 219V220H254ZM251 220H253V222H255L256 223V225L259 227V229H264V214L262 213L261 214V216L259 217V215L256 217V215L254 216V212H253V214L251 213ZM263 223V224H262ZM8 248H10L9 246H8ZM11 249V248H10ZM8 252H9V250H8ZM9 254H10V256H11V252H9ZM36 255V254H35ZM7 258V257H6ZM12 257H10V258H8V259H11ZM224 258L225 257H223L222 259H221V261L220 262H222V261H224Z\"/></svg>",
    "mask_w": 264,
    "mask_h": 264
}]
</instances>
